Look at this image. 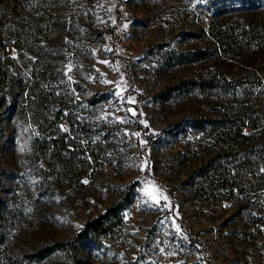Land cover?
<instances>
[{"label":"rangeland","instance_id":"1","mask_svg":"<svg viewBox=\"0 0 264 264\" xmlns=\"http://www.w3.org/2000/svg\"><path fill=\"white\" fill-rule=\"evenodd\" d=\"M0 71L13 249L74 240L132 184L81 264H264V0H0Z\"/></svg>","mask_w":264,"mask_h":264},{"label":"trees","instance_id":"2","mask_svg":"<svg viewBox=\"0 0 264 264\" xmlns=\"http://www.w3.org/2000/svg\"><path fill=\"white\" fill-rule=\"evenodd\" d=\"M9 74L0 71V91L7 81ZM9 109V101L4 94H0V166H2V150L5 137V116ZM236 119H210L207 124L199 120V127L217 131L221 135L229 137L245 135L243 127L245 123L235 122ZM253 128L258 125L253 124ZM228 130V131H227ZM247 136V135H246ZM251 136V135H250ZM233 143L232 140L229 141ZM123 197L112 203L105 212L95 218L89 219L83 230H81L72 241H61L48 249H40L32 255L22 254L13 249L12 236L15 226V217L11 206L3 199L0 192V264H29L26 258L42 259L53 250L61 249L69 256L71 264H81V252L83 245L88 242H98L105 236L112 235L124 223V210L129 206L131 195L135 187L131 184L125 190Z\"/></svg>","mask_w":264,"mask_h":264},{"label":"snow or ice","instance_id":"3","mask_svg":"<svg viewBox=\"0 0 264 264\" xmlns=\"http://www.w3.org/2000/svg\"><path fill=\"white\" fill-rule=\"evenodd\" d=\"M261 171H264V169H261ZM84 183H87V181L85 180ZM155 191V190H154ZM153 199H156V197L154 196ZM166 199V198H165ZM158 202V200H157ZM177 231H179V228L177 227Z\"/></svg>","mask_w":264,"mask_h":264}]
</instances>
